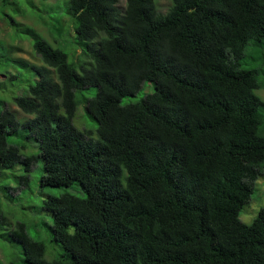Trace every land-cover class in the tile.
<instances>
[{
    "label": "trees",
    "instance_id": "trees-1",
    "mask_svg": "<svg viewBox=\"0 0 264 264\" xmlns=\"http://www.w3.org/2000/svg\"><path fill=\"white\" fill-rule=\"evenodd\" d=\"M169 1L160 13L153 0H62L52 18L0 0L11 38L40 61L0 40V92L31 116L0 99V172L41 159V188L83 193L42 201L53 257L46 237L0 214V240L23 264H264V207L250 225L239 218L264 171V0ZM25 6L54 42L16 22ZM144 82L154 92L122 104ZM81 105L94 132L74 125Z\"/></svg>",
    "mask_w": 264,
    "mask_h": 264
},
{
    "label": "rangeland",
    "instance_id": "rangeland-1",
    "mask_svg": "<svg viewBox=\"0 0 264 264\" xmlns=\"http://www.w3.org/2000/svg\"><path fill=\"white\" fill-rule=\"evenodd\" d=\"M38 8L42 9V4L45 5L49 13L52 9H56L51 16L52 18H57L60 16L59 11L63 6L62 0H31ZM155 7L158 12H165L169 6V0H153ZM25 10V11H24ZM26 6L23 7V13L18 16H14L16 22L22 26H29L38 32L45 39L54 42V37L56 34H51L49 29L42 23L41 20L37 19L35 15H31ZM63 11H61L62 13ZM46 16V14H44ZM45 22L48 24L56 25V23L49 18H45ZM70 22L68 17L63 18L61 25V33L64 36L67 27ZM50 28V27H49ZM52 29V28H50ZM12 31L10 26L4 20V17H0V40H3L6 44L10 45L11 55L17 58L24 59L33 64H40L38 56L32 50V47L27 40H13L11 37ZM62 38V37H61ZM66 37H63L62 40L65 41ZM13 40V41H12ZM59 40V39H57ZM65 50L69 53L73 49L69 42H63ZM76 55L79 54V50H75ZM71 58V56H70ZM72 59V58H71ZM3 79V76H0V81ZM92 91H95L93 88ZM154 92V87L150 82H144L140 91L134 96L125 97L122 100V104H127L130 102H136L143 98L145 95ZM85 95L92 93L84 92ZM255 94L258 95L261 99L264 100V89H259L255 91ZM12 92H0V99L6 103V108L15 112L18 120L24 121L31 116L25 115L22 113L14 104H12ZM74 125L77 128H87L92 129L94 132L97 129L96 122L92 121L85 113L83 105L79 106L74 120ZM9 142L11 144H24L26 146L25 153L28 155L37 156V149L33 147V143H30L26 140L20 138H10ZM43 174L42 170V161L37 159L36 163L33 164L28 173L24 172L22 165H16L12 169L3 170L0 172V214H3L8 220L12 223L20 222L25 224L26 231L28 235L35 239H44L43 242L47 248L48 256L55 254L57 255V249L49 242L48 233L45 222L50 223V218L43 214L41 211L42 201L47 196H59L64 191L71 192L78 197H82L83 193L76 190V188L61 189V188H41L39 184L40 177ZM27 176V183L23 185L21 183V177ZM3 185L9 186L16 189L14 194L7 192V189ZM264 207V171L261 170L258 178L253 183V192L251 194L249 202L244 206L240 212V220L244 224L250 225L257 216V213L260 208ZM0 261L3 263H8L9 261L15 262L17 264H23L19 255L16 253V250L10 246L9 243L3 242L0 240Z\"/></svg>",
    "mask_w": 264,
    "mask_h": 264
}]
</instances>
